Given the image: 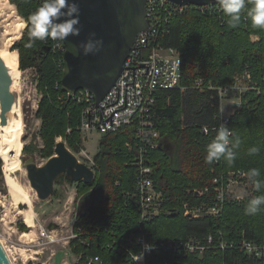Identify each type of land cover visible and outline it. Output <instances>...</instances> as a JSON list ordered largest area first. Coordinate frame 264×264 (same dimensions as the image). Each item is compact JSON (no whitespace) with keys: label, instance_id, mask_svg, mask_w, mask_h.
Wrapping results in <instances>:
<instances>
[{"label":"trees","instance_id":"obj_1","mask_svg":"<svg viewBox=\"0 0 264 264\" xmlns=\"http://www.w3.org/2000/svg\"><path fill=\"white\" fill-rule=\"evenodd\" d=\"M10 1L27 21L22 38L12 47L19 49L23 69H37V87L42 94L37 109L41 119L39 136L43 142L40 154L46 159L52 156L60 138L71 150L78 152L84 145L78 129L83 106L70 97L61 84L65 46L53 39L30 41L28 17L41 5L40 0ZM250 8L251 4H247L241 12L240 23L234 28L229 26L228 17L222 22L216 16L203 15L198 10H187L172 19L166 40L181 52V85L186 88L160 90L157 96V125L160 141H164L165 146L153 149L147 161L153 166L159 188L164 191L168 211L146 225L152 237H199L205 235L208 228L216 227L225 234H239L245 229L248 236L264 239V206L256 215L245 214V207L257 197L255 195L239 204L227 205L224 213L214 220H194L183 213V202L200 203L189 189L209 185L219 172L256 168L260 171L257 179L264 180V29L252 27L247 14ZM253 34L259 39L253 41ZM30 42L31 47L28 46ZM246 69L258 81L262 93L250 92L252 104H245L231 117L232 139L238 137L241 141L239 148L234 150L235 160L229 163L221 158L208 164L205 162L207 145L213 139L203 134L200 127L213 122L219 110V98L215 91L196 87L195 81L201 78L205 83L223 85ZM16 74L19 75L17 71ZM134 140L135 129L128 125L99 138V148L94 154L96 177L90 184L77 183V201L85 207L83 211L78 209L73 225L78 234L70 241L73 253L124 262L122 255L110 250L108 244L126 242L139 234L140 213L127 195L135 189L137 169L133 161L137 152L130 150L126 143ZM253 147L259 152L249 155V149ZM27 148L24 146L23 149ZM2 165L0 158V172ZM62 177L65 176L57 181ZM21 228L25 230L26 224H21ZM174 264L243 263L239 252L225 250L206 251L203 258H180Z\"/></svg>","mask_w":264,"mask_h":264},{"label":"built area","instance_id":"obj_2","mask_svg":"<svg viewBox=\"0 0 264 264\" xmlns=\"http://www.w3.org/2000/svg\"><path fill=\"white\" fill-rule=\"evenodd\" d=\"M40 1L42 4L43 0ZM187 10H198L203 15L216 16L222 22L227 18L217 0H205L203 4L147 0L146 18L149 26L137 34L124 62L122 73L103 100L97 103L94 93L86 89L68 93L83 106L78 129L83 134L84 145L75 153L79 159H82L81 157L86 159V164L94 171L95 177L97 164L94 161V154H90L85 148L86 138L94 132H98L101 137L105 133L116 132L125 125L134 127L135 140L133 143L127 142L126 146L137 152L133 161L137 172L135 189L129 191L127 195L137 205L140 213L139 234L135 239L108 244L110 250L122 255L123 263L99 255L73 253L70 241L78 234L72 229L67 242L74 255L75 264H132V257L142 251L145 243L151 244L152 249L144 253L142 261L133 264H174L175 260L180 258L189 256L203 258L206 251L225 250L239 252L243 264H264V239L258 240L248 236L245 229L239 234H225L221 229L210 227L205 235L199 237L190 235L176 239L152 237L146 229L150 221L168 211L164 191L159 188L153 166L147 160L150 152L159 147L161 138L156 113L158 92L186 88L181 85V52L168 44L166 36L172 19ZM56 45L61 48L65 46ZM195 86L215 91L219 98V110L214 115L213 122L200 127L201 132L210 135L212 139L216 135V130L225 125L232 134L230 136L232 140L234 130L230 127L231 117L245 104H252L250 92L261 94L263 90L249 69L236 74L231 82L223 85L205 83L203 79L198 78ZM248 172L242 168L224 170L217 173L209 185L194 188L192 192L200 199V203L183 202L184 215L194 220H214L224 213L227 205L239 204L254 195L264 196V187L257 191L248 178ZM42 230L45 231L44 228ZM63 264L71 263L65 260Z\"/></svg>","mask_w":264,"mask_h":264},{"label":"water","instance_id":"obj_3","mask_svg":"<svg viewBox=\"0 0 264 264\" xmlns=\"http://www.w3.org/2000/svg\"><path fill=\"white\" fill-rule=\"evenodd\" d=\"M179 4H203L205 0H173ZM80 6L81 32L79 36H69L63 51V72L61 84L66 92L75 93L86 89L96 96L99 103L113 87L124 69V62L132 44L140 31L149 26L146 18L147 0H76ZM63 19V18H62ZM103 40V47L95 54L83 55L78 45L85 41L89 33ZM12 74L6 62L0 57V105L2 124L15 102L11 90ZM160 141L159 148H164ZM27 177L41 200H48L55 192L57 180L66 176L74 182L92 183L94 171L80 161L67 143L60 139L55 152L39 164L34 155L23 160ZM84 204H79L83 211ZM52 222L49 229L57 228ZM0 264H14L0 238Z\"/></svg>","mask_w":264,"mask_h":264},{"label":"rangeland","instance_id":"obj_4","mask_svg":"<svg viewBox=\"0 0 264 264\" xmlns=\"http://www.w3.org/2000/svg\"><path fill=\"white\" fill-rule=\"evenodd\" d=\"M10 2V0H0V4L6 5L8 13L15 18L18 24L24 22L25 30L27 21L19 13L16 4ZM251 38L255 41L259 39V36L253 34ZM4 44H6V37L0 27V49ZM9 54L15 56L13 81L18 82L22 87L23 138L24 146L28 148L22 150L20 165L13 170L7 167L6 161L0 156L3 162L0 172V238L14 264H28L29 262L63 264L65 260L75 264L74 255L67 241H69L76 212L79 209L78 182L70 181L66 176L62 177L57 181L53 195L45 201L38 197L36 190L31 186L26 168L23 166L24 158L34 155L37 163L41 164L46 161L39 151L43 142L39 136L41 119L37 116V109L42 94L37 87V69L35 67L22 68L19 49H13L11 46ZM98 137L100 138L98 132H94L86 138L85 148L92 155L99 148ZM81 158L80 160L87 163L85 158ZM192 190L193 188H190L189 192ZM30 201L33 202L32 205ZM31 206L36 213L33 216L34 225L26 218V212ZM52 222L57 223L58 227L49 229V224ZM23 223L27 226L25 230L21 228ZM24 232L28 234L24 235Z\"/></svg>","mask_w":264,"mask_h":264},{"label":"clouds","instance_id":"obj_5","mask_svg":"<svg viewBox=\"0 0 264 264\" xmlns=\"http://www.w3.org/2000/svg\"><path fill=\"white\" fill-rule=\"evenodd\" d=\"M225 16L228 17L230 27H236L241 21V12L251 4L248 16L253 28L264 29V0H217ZM63 18V19H62ZM29 39L31 42L46 41L48 39L65 41L69 36H79L81 32L80 6L76 0H43V3L28 17ZM94 32L89 33L85 41L80 42L78 48L83 55L95 54L103 47V40L95 38ZM31 42L28 44L31 47ZM207 132V129H205ZM232 134L227 126L221 125L216 130L214 139L207 145L205 162L211 164L224 158L229 163L235 160V149L240 146L238 137L230 140ZM259 149H249V155H255ZM259 169L253 168L248 172V178L255 189L264 187V181L257 179ZM264 206V196L252 198L245 207L246 215H256ZM152 245L145 243L142 251L132 257L133 262L143 260L144 253L152 249Z\"/></svg>","mask_w":264,"mask_h":264},{"label":"bare ground","instance_id":"obj_6","mask_svg":"<svg viewBox=\"0 0 264 264\" xmlns=\"http://www.w3.org/2000/svg\"><path fill=\"white\" fill-rule=\"evenodd\" d=\"M0 27L1 31L6 37V44H4L3 48L0 49V57H2L6 62L8 68L11 71L12 79L14 80L13 64L15 56L9 54V50L12 44L16 40H19L22 36L25 24L23 21L22 23L18 24L15 18L8 13L6 5L0 4ZM13 80L11 90L15 94V102L12 105V109L7 114L6 122L4 124H2L0 105V156L6 161L7 167L11 170L17 168L20 165V156L24 147V98H22V87L18 82H14ZM30 204L32 205L33 202L30 201ZM34 214L36 215L31 206L26 212V218L32 225H34ZM27 234L28 232H24V235Z\"/></svg>","mask_w":264,"mask_h":264},{"label":"crops","instance_id":"obj_7","mask_svg":"<svg viewBox=\"0 0 264 264\" xmlns=\"http://www.w3.org/2000/svg\"><path fill=\"white\" fill-rule=\"evenodd\" d=\"M99 138V137H98Z\"/></svg>","mask_w":264,"mask_h":264}]
</instances>
